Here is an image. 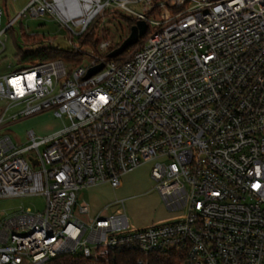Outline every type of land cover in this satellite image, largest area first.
Masks as SVG:
<instances>
[{
	"label": "built area",
	"instance_id": "obj_1",
	"mask_svg": "<svg viewBox=\"0 0 264 264\" xmlns=\"http://www.w3.org/2000/svg\"><path fill=\"white\" fill-rule=\"evenodd\" d=\"M106 9L147 25L128 55L108 57L104 39L106 54L89 61L0 76V127L47 111L67 119L44 136L29 131L25 145L0 137V198L44 197L41 211L0 217V264L107 261L116 250L264 264V0H29L17 17L52 14L81 37ZM17 17L0 29L2 46ZM146 162L168 218L136 226L123 198L104 207L122 212L103 213L78 200Z\"/></svg>",
	"mask_w": 264,
	"mask_h": 264
},
{
	"label": "rangeland",
	"instance_id": "obj_2",
	"mask_svg": "<svg viewBox=\"0 0 264 264\" xmlns=\"http://www.w3.org/2000/svg\"><path fill=\"white\" fill-rule=\"evenodd\" d=\"M28 2L29 0H0V8L3 12L0 29L17 17ZM135 7L140 8V6ZM126 17L129 16L121 9H106L104 14H100L92 23L95 32L94 39L97 42L94 47L90 46L91 44L87 45L86 42L81 44V37L75 36L68 27L62 25L59 19L52 14L38 16L27 14L17 17L13 22L12 29L7 30L1 36L4 46L0 44V76L30 66L27 61H17L18 47L25 50L37 46H51L57 48L58 57L61 58L65 50L73 49L76 46L80 48V51L77 50L80 58L74 60V63L81 60L89 61L94 55L106 54L100 48L99 43L104 39L111 40L110 46H113L120 39H124L130 29ZM150 29L152 28L150 27ZM25 35L30 36V40H25ZM31 41L36 43L31 45ZM132 49V47H128L122 55H128ZM7 103V100L0 98V110ZM14 111L15 108H11L8 112L12 113ZM5 123L0 127V137L7 135L12 142L25 145L29 142V131H32L36 137L44 136L63 124H67V119L65 117H55L51 111H47L12 122L6 120ZM149 166L150 164L146 162L133 172L125 174L121 178L119 186L115 189L104 183L91 188H82L79 191L78 200L80 202L106 204L116 197L123 198L124 212L131 221H137L140 224H150L161 218H168L169 213L154 189V184L149 176ZM27 207L41 211L44 207V197L42 195H29L0 198V217ZM112 210L123 211L120 206L116 205L108 212Z\"/></svg>",
	"mask_w": 264,
	"mask_h": 264
},
{
	"label": "trees",
	"instance_id": "obj_3",
	"mask_svg": "<svg viewBox=\"0 0 264 264\" xmlns=\"http://www.w3.org/2000/svg\"><path fill=\"white\" fill-rule=\"evenodd\" d=\"M129 27L133 24L132 18H127ZM12 29V28H11ZM130 30V29H129ZM129 32V31H128ZM94 25L91 24L87 28V30L81 36V44L87 43L92 47L97 44L94 39ZM127 35H125L126 37ZM25 40H30V36L25 35ZM123 39H120L119 42L114 44V47H117ZM36 43L35 41H31V45ZM93 43V44H92ZM27 45V44H26ZM17 61L18 62H29L34 63L37 61H44L49 59L60 58L57 48L51 46H37L35 48H26L22 50L20 47L17 48ZM61 58L75 62L74 60H78L80 58V54L77 51L72 49L65 50ZM80 62V61H79ZM139 259L145 260V264H176L175 257L170 254L165 253H151L149 255H142L138 252L131 250H116L113 252L107 259V261L101 260H91L87 258H81L78 256H59L54 259L51 264H137Z\"/></svg>",
	"mask_w": 264,
	"mask_h": 264
},
{
	"label": "water",
	"instance_id": "obj_4",
	"mask_svg": "<svg viewBox=\"0 0 264 264\" xmlns=\"http://www.w3.org/2000/svg\"><path fill=\"white\" fill-rule=\"evenodd\" d=\"M147 25L145 21L138 20L135 24L131 25L129 34L123 39V41L114 49L108 52V57H116L128 47L133 45L140 36H142L146 31ZM102 67V63L90 67L86 73V76L92 75Z\"/></svg>",
	"mask_w": 264,
	"mask_h": 264
},
{
	"label": "crops",
	"instance_id": "obj_5",
	"mask_svg": "<svg viewBox=\"0 0 264 264\" xmlns=\"http://www.w3.org/2000/svg\"><path fill=\"white\" fill-rule=\"evenodd\" d=\"M133 172V171H132ZM87 202V201H86ZM88 204H89V206H90V212L91 213H97V212H107L108 210H106L104 207H105V204H100L99 202H97V203H89V202H87ZM163 219H166V218H161V219H159V220H163ZM159 220H157V221H159ZM134 225H136V226H144V225H147V224H140V223H138L137 221L136 222H134V221H131Z\"/></svg>",
	"mask_w": 264,
	"mask_h": 264
}]
</instances>
